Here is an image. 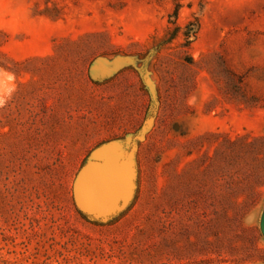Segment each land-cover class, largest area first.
<instances>
[{
  "label": "rangeland",
  "instance_id": "1",
  "mask_svg": "<svg viewBox=\"0 0 264 264\" xmlns=\"http://www.w3.org/2000/svg\"><path fill=\"white\" fill-rule=\"evenodd\" d=\"M146 85L129 200L88 220L74 176ZM0 95V264H264V0H0Z\"/></svg>",
  "mask_w": 264,
  "mask_h": 264
},
{
  "label": "water",
  "instance_id": "2",
  "mask_svg": "<svg viewBox=\"0 0 264 264\" xmlns=\"http://www.w3.org/2000/svg\"><path fill=\"white\" fill-rule=\"evenodd\" d=\"M150 106L140 127L125 137L92 149L72 182V200L77 211L91 221L101 222L114 216L129 200L133 180V154L136 145L152 125L157 104L146 85ZM264 237V209L260 217Z\"/></svg>",
  "mask_w": 264,
  "mask_h": 264
},
{
  "label": "clouds",
  "instance_id": "3",
  "mask_svg": "<svg viewBox=\"0 0 264 264\" xmlns=\"http://www.w3.org/2000/svg\"><path fill=\"white\" fill-rule=\"evenodd\" d=\"M10 75H13V79H14V74H10ZM11 97V94H9V99ZM8 102L7 99H5L2 95H0V108L4 107V105ZM242 223L245 225V226H251V223L249 222V218L248 216H245L243 218V221Z\"/></svg>",
  "mask_w": 264,
  "mask_h": 264
}]
</instances>
